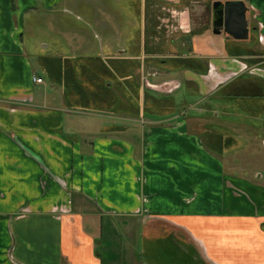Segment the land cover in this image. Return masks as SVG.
<instances>
[{"label": "crops", "instance_id": "1", "mask_svg": "<svg viewBox=\"0 0 264 264\" xmlns=\"http://www.w3.org/2000/svg\"><path fill=\"white\" fill-rule=\"evenodd\" d=\"M215 1L0 0V264H264V0Z\"/></svg>", "mask_w": 264, "mask_h": 264}, {"label": "water", "instance_id": "2", "mask_svg": "<svg viewBox=\"0 0 264 264\" xmlns=\"http://www.w3.org/2000/svg\"><path fill=\"white\" fill-rule=\"evenodd\" d=\"M213 10V32L225 33L235 40H248L249 19L248 6L243 0L215 1Z\"/></svg>", "mask_w": 264, "mask_h": 264}, {"label": "rangeland", "instance_id": "3", "mask_svg": "<svg viewBox=\"0 0 264 264\" xmlns=\"http://www.w3.org/2000/svg\"><path fill=\"white\" fill-rule=\"evenodd\" d=\"M239 151H243V150H239ZM244 151L246 153L245 159H248L249 163L247 164L248 167L246 166V164L244 165V167H246L245 169L238 170L239 174H242L241 176L243 177L244 176H247L248 178L250 176L254 177V170H257V174H260L261 177H258L257 175L255 176V178L257 179V182L255 184H257L258 186L264 187V148L263 146L261 144H258L254 148L252 147L250 150L244 148ZM226 159H225L226 161L225 163H227V165L231 168V163H230L231 159L230 158L229 159L226 158ZM240 191H242L243 193H246L244 189H241ZM107 247H108L107 245L106 246L102 245L99 247V252L102 254L103 259L105 260V264H111V261L113 258L114 259L118 258V261L121 264H123L125 258H124V253H123L124 250L122 249V246H120L119 248V251L117 253L118 256L115 253L114 254L112 253L111 255L109 251H107Z\"/></svg>", "mask_w": 264, "mask_h": 264}, {"label": "built area", "instance_id": "4", "mask_svg": "<svg viewBox=\"0 0 264 264\" xmlns=\"http://www.w3.org/2000/svg\"><path fill=\"white\" fill-rule=\"evenodd\" d=\"M255 70H253V72H254ZM256 72V71H255ZM33 80H34V82H36V83H42V79L41 78H39V77H36V76H34V78H33Z\"/></svg>", "mask_w": 264, "mask_h": 264}, {"label": "flooded vegetation", "instance_id": "5", "mask_svg": "<svg viewBox=\"0 0 264 264\" xmlns=\"http://www.w3.org/2000/svg\"><path fill=\"white\" fill-rule=\"evenodd\" d=\"M249 14H250V13H249V11H248V13H247L248 19H249Z\"/></svg>", "mask_w": 264, "mask_h": 264}]
</instances>
